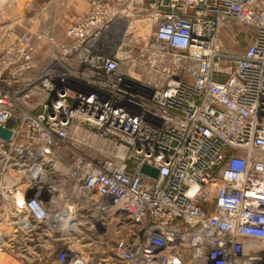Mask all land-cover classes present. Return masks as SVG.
Wrapping results in <instances>:
<instances>
[{
    "label": "built area",
    "instance_id": "obj_1",
    "mask_svg": "<svg viewBox=\"0 0 264 264\" xmlns=\"http://www.w3.org/2000/svg\"><path fill=\"white\" fill-rule=\"evenodd\" d=\"M123 6L87 0L60 38L0 27V259L264 264V0H150L128 59L106 50Z\"/></svg>",
    "mask_w": 264,
    "mask_h": 264
},
{
    "label": "rangeland",
    "instance_id": "obj_2",
    "mask_svg": "<svg viewBox=\"0 0 264 264\" xmlns=\"http://www.w3.org/2000/svg\"><path fill=\"white\" fill-rule=\"evenodd\" d=\"M134 2V6L137 7L135 15H126L129 12L126 6L129 3ZM124 0V11L122 17L125 21L132 22V29L135 30L136 36L127 37L124 41L129 44V47L125 48L128 54L137 52L143 41L151 40V32L148 34L143 33L142 30V18L143 10L148 6L150 0ZM87 0H0V27L13 26L16 34L23 31V27L37 33L41 30H52L57 37H62L65 32V28L71 22L73 17L78 13H82L86 10ZM39 33V32H38ZM114 33V32H113ZM111 33L112 37L109 40V47L106 48L107 52L114 45L116 33ZM254 34V30L251 27L241 25L236 22H232L226 27H222L219 33L220 48L223 51L233 54L242 53L249 45L250 40ZM142 37L145 40H142ZM148 37V38H147ZM109 39V38H108ZM147 39V40H146ZM37 44L36 58L38 59V69L35 75H40L44 68L48 65L49 60L44 58L45 45L42 43ZM126 55V54H125ZM133 81L136 86L144 85L148 89H152L155 86H159L164 79V72L160 70H134Z\"/></svg>",
    "mask_w": 264,
    "mask_h": 264
},
{
    "label": "bare ground",
    "instance_id": "obj_3",
    "mask_svg": "<svg viewBox=\"0 0 264 264\" xmlns=\"http://www.w3.org/2000/svg\"><path fill=\"white\" fill-rule=\"evenodd\" d=\"M135 2H137V3H139L140 1L139 0H136ZM126 9H127V11L129 12L128 14H126L127 16L128 15H135L136 14V9H137V7H135L134 6V2H131L130 1V3H129V5L128 6H126ZM140 16V15H139ZM145 24V23H144ZM117 25V27H118V29H117V32H118V34L116 35V37H115V40H114V45H112L111 46V50L113 51V53H117V55H119V56H123V59H128L129 57H130V53L128 54V52H127V50H125V48H127V47H129V44L128 43H126L124 40L127 38V37H132V36H134L135 34H136V32H135V30L134 29H132L133 27L131 26L132 25V22H127V21H124V20H122L121 18L119 19V20H117V23L114 25V26H116ZM142 30H143V33H145L144 31H145V26L143 25V23H142ZM147 31V30H146ZM114 32V31H113ZM112 32V33H113ZM134 34V35H133ZM146 34H148V31L146 32ZM136 36V35H135ZM111 38H113L112 37V35L110 36V38L108 39V40H111ZM148 38V37H147ZM145 40V38L144 37H142V40ZM147 40V39H146ZM37 42V41H36ZM38 43V42H37ZM126 54V55H125ZM132 56H134V55H132ZM38 63H39V61H38V59L36 58V55L35 56H33V64H34V66L36 65V68H35V70L33 71V74H35V72L37 71V69H38ZM129 73L133 76V77H135V75H134V72L133 71H129ZM140 86H141V84H140ZM142 86H144V85H142ZM5 261H7V259H4V258H2V259H0V264H6L5 263ZM12 263V262H11ZM8 264V263H7Z\"/></svg>",
    "mask_w": 264,
    "mask_h": 264
},
{
    "label": "water",
    "instance_id": "obj_4",
    "mask_svg": "<svg viewBox=\"0 0 264 264\" xmlns=\"http://www.w3.org/2000/svg\"><path fill=\"white\" fill-rule=\"evenodd\" d=\"M0 137L3 138V139L8 140L9 137H10V131L0 127ZM141 172L142 173H148L152 177H156L157 173H158V171L156 169L150 168V167H148L146 165L142 166Z\"/></svg>",
    "mask_w": 264,
    "mask_h": 264
},
{
    "label": "crops",
    "instance_id": "obj_5",
    "mask_svg": "<svg viewBox=\"0 0 264 264\" xmlns=\"http://www.w3.org/2000/svg\"><path fill=\"white\" fill-rule=\"evenodd\" d=\"M87 8V7H86Z\"/></svg>",
    "mask_w": 264,
    "mask_h": 264
}]
</instances>
